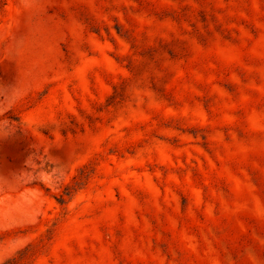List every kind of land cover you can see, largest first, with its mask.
Listing matches in <instances>:
<instances>
[{
  "label": "rangeland",
  "instance_id": "1",
  "mask_svg": "<svg viewBox=\"0 0 264 264\" xmlns=\"http://www.w3.org/2000/svg\"><path fill=\"white\" fill-rule=\"evenodd\" d=\"M0 264H264V0H0Z\"/></svg>",
  "mask_w": 264,
  "mask_h": 264
}]
</instances>
